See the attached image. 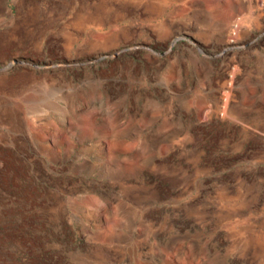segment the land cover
<instances>
[{"label": "rangeland", "instance_id": "1", "mask_svg": "<svg viewBox=\"0 0 264 264\" xmlns=\"http://www.w3.org/2000/svg\"><path fill=\"white\" fill-rule=\"evenodd\" d=\"M0 264H264V0H0Z\"/></svg>", "mask_w": 264, "mask_h": 264}]
</instances>
